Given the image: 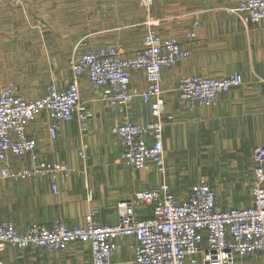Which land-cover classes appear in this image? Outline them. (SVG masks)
Masks as SVG:
<instances>
[{
	"label": "crops",
	"instance_id": "0c3cea01",
	"mask_svg": "<svg viewBox=\"0 0 264 264\" xmlns=\"http://www.w3.org/2000/svg\"><path fill=\"white\" fill-rule=\"evenodd\" d=\"M37 1L39 10L46 11L49 0ZM85 1L84 24L71 20L72 12L78 10L75 0H54V6L48 9L60 12V17L53 20L0 18V55L19 49L8 42L15 33L11 27L19 26L18 23L28 27L21 44L28 52H35L31 54L35 58L45 56L67 62L80 40L89 46H77L78 50L117 46L122 57L130 56L140 47L143 32L139 34L138 46L127 48L116 32L125 26L109 25L102 4ZM236 2L198 0L197 4H190L186 13L171 11L174 14L165 16L163 13L169 10L163 7L169 5L154 0L151 16L159 20L161 34L176 38L190 53L188 58L162 71L165 177L154 168L125 167L119 159L118 142L110 131L111 126L127 119L150 121L149 105L135 99L131 104L108 106L99 100L101 89L90 85L86 76H82L79 87L86 112L83 121H58L43 112L26 128L27 134L37 140L39 159L65 163L71 170L69 177L59 181L57 194L51 193L47 177L19 182L1 179L0 220H8L23 230L31 222L54 218L62 219L67 225L82 224L84 216L93 211L99 224H111L117 220L118 201L130 198L136 191L156 187L164 180L180 200L194 183L204 182L213 188L218 208L247 206L251 197L252 151L264 145V21L245 25L238 17L227 15L223 9ZM7 6L0 3V7ZM136 8L131 26L147 25V15ZM194 21L199 23L196 37L188 40L185 32ZM83 28L86 33L80 35ZM232 72L241 74L243 85L219 94L210 107L196 108L190 113L177 97L175 85L182 76L223 77ZM70 79L67 68V75L56 80L57 87L65 88ZM145 85L141 71L131 72L132 87L140 90ZM50 126L56 130L54 139L49 137ZM8 159L13 169L30 164L28 157ZM136 215L150 217L152 206H138ZM129 242L127 238L118 240L113 264H134ZM0 264H91V257L87 243L69 244L65 250L53 253L41 248L20 250L5 245L0 248ZM237 264H262V258L257 253L250 254Z\"/></svg>",
	"mask_w": 264,
	"mask_h": 264
},
{
	"label": "built area",
	"instance_id": "2783aa9c",
	"mask_svg": "<svg viewBox=\"0 0 264 264\" xmlns=\"http://www.w3.org/2000/svg\"><path fill=\"white\" fill-rule=\"evenodd\" d=\"M11 7L24 0H3ZM149 9L152 0H138ZM245 24L264 21V0H237L223 9ZM158 21L150 19L142 36L141 45L130 56L122 57L117 46L87 48L75 46L67 59L71 79L65 88L49 85L43 94L26 98L13 85L0 89V180L19 182L27 179L49 178L52 194L59 192L58 183L64 182L70 168L63 162L41 160L37 154V140L28 135V124L43 112L53 119L69 122L83 121L79 80L101 89L99 100L108 106L131 104L135 99L148 104L151 120H124L111 126L119 146V159L133 170L154 168L166 175L163 149L162 71L189 57V51L179 40L163 36L157 29ZM198 21L185 32V38L196 37ZM141 71L143 89L131 86V72ZM243 85L240 73L223 77L200 74L182 76L175 85L178 99L190 113L196 108L210 107L217 96ZM49 137L56 130L48 128ZM9 156L28 157L30 164L13 169ZM91 198V190L88 191ZM250 203L245 207L217 206L213 188L204 182L194 183L184 199H178L168 182L136 191L130 198L116 204L117 220L99 224L89 211L82 224L67 225L62 219L31 222L23 230L10 221L0 220V248L5 245L20 250L41 248L48 253L65 250L69 244L87 243L91 264H113L118 240H130L128 248L134 264H237L250 254H259L264 264V145L252 151ZM150 204L152 215L138 217L136 208Z\"/></svg>",
	"mask_w": 264,
	"mask_h": 264
},
{
	"label": "rangeland",
	"instance_id": "374dc122",
	"mask_svg": "<svg viewBox=\"0 0 264 264\" xmlns=\"http://www.w3.org/2000/svg\"><path fill=\"white\" fill-rule=\"evenodd\" d=\"M75 1L77 2L76 8L78 10L72 12L71 20L79 24L83 22L84 24L86 1ZM192 1L193 0H159L160 3L169 5L166 9L164 8L165 6L163 7L164 10H169L167 13H163L165 16L174 13L180 14L188 12L187 9L192 6L190 4H197L198 2V0ZM208 1L210 0H206V2ZM1 2L4 3L3 0H0V3ZM95 3L102 4V7L105 9L104 14H106L105 16L109 19V25L125 26L116 32L120 33L119 35L123 38V45L127 48L137 47L139 44V34L142 32L144 34L147 28V25L137 27L131 26L135 19L134 12L137 13L136 6L143 11L144 15H147L148 21L152 19L159 22L158 19L152 18L151 16L154 0H152V5L148 10L140 6L138 0H95ZM50 5L54 6V0H49L47 2L46 11H40L37 0H24L22 5L17 7H11L9 5L7 8L0 7V18L8 17L9 19L25 21L27 19L36 20L39 18L53 20L56 17H60V12H54L53 9H48ZM156 9H158V11L160 10L159 7ZM171 11H174V13ZM24 24L25 23H18L19 26L11 27V30L15 31V33L9 38L8 42H13L15 45H18L19 49H15L7 55H0V85L2 84L3 87L13 85L21 95L26 98H32L43 94L49 85L57 87L56 84H58V82L56 80L67 75L68 64L65 59L46 58L45 56L38 58L32 57L31 54L35 52H28L25 50L24 46H22L25 41L23 32L28 30V27H25ZM157 29L160 32L159 25ZM85 33V28L79 32L80 35H84ZM84 42V40H80L77 43L78 48L89 46ZM134 51H132V53ZM35 86H37L36 89Z\"/></svg>",
	"mask_w": 264,
	"mask_h": 264
}]
</instances>
